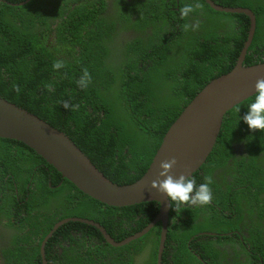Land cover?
<instances>
[{
  "label": "trees",
  "instance_id": "obj_1",
  "mask_svg": "<svg viewBox=\"0 0 264 264\" xmlns=\"http://www.w3.org/2000/svg\"><path fill=\"white\" fill-rule=\"evenodd\" d=\"M7 1L24 0H0V95L66 132L119 184L145 173L170 125L235 66L249 33L247 14L206 0ZM263 21L245 64L256 63ZM252 98L228 111L193 175L197 184L210 179L212 200L171 205L164 264H264V132L239 122ZM159 211L158 201L103 203L24 142L0 137V264H44L42 243L67 217L100 222L120 240ZM161 230L159 221L115 246L96 225L70 220L48 238L47 264H158Z\"/></svg>",
  "mask_w": 264,
  "mask_h": 264
},
{
  "label": "water",
  "instance_id": "obj_2",
  "mask_svg": "<svg viewBox=\"0 0 264 264\" xmlns=\"http://www.w3.org/2000/svg\"><path fill=\"white\" fill-rule=\"evenodd\" d=\"M24 0L15 4H24ZM219 11L246 12L251 17V29L237 58L228 72L211 79L184 107L166 131L149 167L136 181L119 184L111 180L76 142L63 130L28 109L0 95V137L16 139L33 148L53 165L63 177L73 182L91 197L111 206H129L146 201H158L160 211L144 230L131 238L141 237L159 221L162 222L158 264H161L168 233L171 202L152 187L153 180H161L159 165L163 160L175 159L170 174L193 177L213 151L222 129L225 115L241 101L253 95L258 78H264V61L245 64L244 60L255 34V15L246 8L224 6L207 0ZM70 220L96 225L112 244L121 245L131 238L115 240L99 222L83 217H67L54 226L42 243L44 264H47L45 245L60 225Z\"/></svg>",
  "mask_w": 264,
  "mask_h": 264
},
{
  "label": "clouds",
  "instance_id": "obj_3",
  "mask_svg": "<svg viewBox=\"0 0 264 264\" xmlns=\"http://www.w3.org/2000/svg\"><path fill=\"white\" fill-rule=\"evenodd\" d=\"M180 11L182 16H188L193 12V7L185 5ZM263 61L261 60L256 63ZM54 67H59V65H54ZM77 83L80 87H85L87 73ZM64 107L67 108L68 104L65 103ZM246 109L247 111L243 116L240 115L239 122L242 120L252 131L260 130L264 132V78L257 79L253 98L248 102ZM175 164L176 160L174 158L161 161L159 176L164 178L153 180L152 187L165 194L172 206L173 204L177 207L182 204L207 205L212 200L210 179L205 178V182L197 184L196 180L191 176L183 174L179 176L171 175V169Z\"/></svg>",
  "mask_w": 264,
  "mask_h": 264
},
{
  "label": "flooded vegetation",
  "instance_id": "obj_4",
  "mask_svg": "<svg viewBox=\"0 0 264 264\" xmlns=\"http://www.w3.org/2000/svg\"><path fill=\"white\" fill-rule=\"evenodd\" d=\"M6 1V0H5ZM207 1V0H206ZM215 2H216V0H214ZM224 1H227V0H224ZM223 0H221V2L223 3L224 2ZM229 1H235L236 3H238V5L239 6H230V7H236V8H238V7H240V8H246V9H248V10H250V11H252L253 13H254V15H255V20H256V23H255V27H256V29H255V33H256V30H257V26H258V20H259V18L260 19H264V0H229ZM8 2V1H7ZM208 2V1H207ZM8 3H10V4H15V3H11V2H8ZM216 3H219V4H222V3H220V2H216ZM208 4H209V2H208ZM225 6V5H224ZM224 12V11H223ZM238 13H245V14H247L246 12H238ZM248 16H249V19H250V24H249V29H251V17H250V15L249 14H247ZM261 28V31H262V39L260 40V41H257L256 42V49H257V52H256V55H254V60H256V62H258V61H260V60H264V21H263V25L260 27ZM261 31H259V35H258V37L260 36V34H261ZM254 37H255V34H254ZM254 37H253V40H254ZM258 37H257V39H258ZM253 40H252V42H251V44L253 43ZM211 48H214V44H212L211 45ZM210 48V49H211ZM246 57H247V54H246ZM246 57H245V60H246ZM244 60V61H245ZM237 61V60H236ZM261 197H264V195H261ZM263 215H264V213H263ZM262 215V216H263ZM263 219H264V217H263ZM216 222V221H215ZM100 223V222H99ZM101 224V223H100ZM102 225V224H101ZM149 224H147L145 227H147ZM102 226H104V225H102ZM105 227V226H104ZM145 227H143L141 230H139V231H136V232H134V233H132V234H129V235H126L124 238H122V239H120L121 241L122 240H125L126 238H131L132 236H135V234L136 233H138V232H140V231H142V230H144L145 229ZM99 228V227H98ZM100 229V228H99ZM105 229L107 230V228L105 227ZM100 231H101V229H100ZM150 231V230H149ZM102 232V231H101ZM107 232L111 235V233L107 230ZM118 232V231H117ZM148 233V232H147ZM102 234H103V232H102ZM103 236H104V234H103ZM112 236V235H111ZM115 240H117L114 236H112ZM104 238L106 239V237L104 236ZM132 239H136L135 237H133V238H131V239H129L128 241H130V240H132ZM107 240V239H106ZM120 240H117V241H120ZM109 243H111L109 240H107ZM128 241H126V243L128 242ZM112 244V243H111ZM125 244V243H124ZM124 244H121V245H124ZM113 245H115V244H113ZM121 245H115V246H121ZM202 250H200V252H201ZM194 252V251H193ZM195 252L196 253H198L197 254V256L198 257H200V255H199V252L195 249ZM166 258H167V260L169 261L170 260V257H169V255H166ZM186 258H187V255H186ZM200 259L202 260V261H204L205 262V259H203V258H201L200 257ZM50 261H52L51 259H50ZM178 260H176L175 259V261H174V263L175 262H177ZM47 263H48V261H47ZM161 264H164L163 263V259L161 260ZM184 264H195L192 260H187Z\"/></svg>",
  "mask_w": 264,
  "mask_h": 264
},
{
  "label": "rangeland",
  "instance_id": "obj_5",
  "mask_svg": "<svg viewBox=\"0 0 264 264\" xmlns=\"http://www.w3.org/2000/svg\"><path fill=\"white\" fill-rule=\"evenodd\" d=\"M262 39V31H261V34L260 36L258 37L257 41H260Z\"/></svg>",
  "mask_w": 264,
  "mask_h": 264
}]
</instances>
